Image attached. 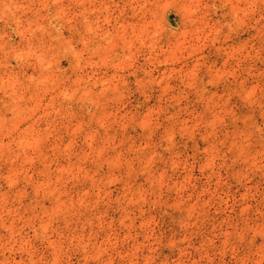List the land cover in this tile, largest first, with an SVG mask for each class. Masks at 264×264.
I'll list each match as a JSON object with an SVG mask.
<instances>
[{
    "label": "clouds",
    "instance_id": "clouds-1",
    "mask_svg": "<svg viewBox=\"0 0 264 264\" xmlns=\"http://www.w3.org/2000/svg\"><path fill=\"white\" fill-rule=\"evenodd\" d=\"M0 264H264V0H0Z\"/></svg>",
    "mask_w": 264,
    "mask_h": 264
}]
</instances>
